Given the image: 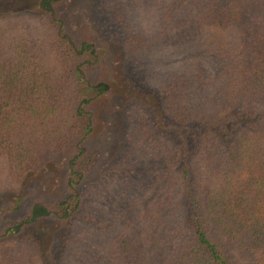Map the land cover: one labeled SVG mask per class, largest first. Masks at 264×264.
<instances>
[{"label":"trees","instance_id":"1","mask_svg":"<svg viewBox=\"0 0 264 264\" xmlns=\"http://www.w3.org/2000/svg\"><path fill=\"white\" fill-rule=\"evenodd\" d=\"M125 1L0 0V264H264V0H165L150 39L178 46V72L147 60L150 40ZM77 3L116 25L105 34L125 83L122 145L148 152L155 188L116 212L96 248L78 229L111 228L96 208L102 181L86 184L92 109L110 85L88 79L104 53L72 32ZM55 164L63 195L32 199L29 178ZM41 221L55 224L51 234L36 230Z\"/></svg>","mask_w":264,"mask_h":264},{"label":"rangeland","instance_id":"2","mask_svg":"<svg viewBox=\"0 0 264 264\" xmlns=\"http://www.w3.org/2000/svg\"><path fill=\"white\" fill-rule=\"evenodd\" d=\"M118 1L116 0V3ZM123 3L125 6L121 8L129 9L126 11L129 24L143 32L150 40L145 51L147 60H155L163 69L178 72L182 64L180 59L181 52L178 46L168 45L162 39H150L156 33L157 20L162 15L165 0H145L137 3L133 9L130 8L129 2L125 1ZM78 5L80 3L71 4L67 7L68 15L72 18L75 16L73 22L70 20L72 32L74 34L76 32L80 37L92 38L99 45L100 51L104 53L103 64L95 67L89 73L88 79L91 82L107 80L110 85V91L99 99L92 109L96 129L90 139V147L93 154L89 158L96 165L95 170L89 173L91 174V179L88 178L86 184L93 183L94 176H99L98 179L102 181L101 191L98 190V186L93 187V191L101 195L99 200H97L96 208L101 212L99 215L102 218L103 226H111V228L108 231H99L81 222L78 229L83 230L82 234L85 235L84 238L87 239V243H90L89 246L96 248L108 243L107 237L116 229V224L119 222V219L115 216L116 212L123 213L124 210L127 211L135 202L146 198L154 192L155 188L147 175L148 173H146L147 167L151 163L148 152L140 147L133 151L131 155L128 145L125 144V147L122 145L125 138L122 124L125 98L123 89L125 83L118 64L120 61L118 45L109 41L105 34L106 31L115 33L117 30L116 25L113 23L111 16L103 9L93 8L90 13L88 6L81 10ZM76 11L82 12H77L74 15ZM101 43L104 45L102 46ZM120 153L121 155H119ZM121 161L124 162L125 167L119 166L116 178H104L103 173L110 170V165L122 164L120 163ZM129 166L134 168L132 169L133 173L130 172ZM123 169L128 173L121 172ZM96 171H99V173L94 174ZM63 180V165L61 167L55 164L47 167L41 174L29 178L31 183L27 187H36V191H33L34 195L31 198L46 203L55 202L61 197V194L63 195V190H65L62 186ZM12 199L13 197L11 196L5 198L8 203H12ZM27 205L25 206L20 202L17 214H22ZM3 212V207H1L0 215H3ZM35 227L40 233L48 235L52 233L55 224L50 221H41Z\"/></svg>","mask_w":264,"mask_h":264}]
</instances>
